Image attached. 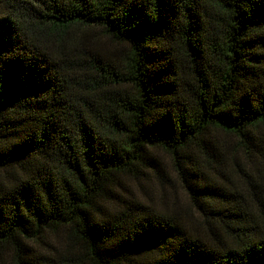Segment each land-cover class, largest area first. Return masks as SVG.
I'll return each instance as SVG.
<instances>
[{
	"label": "trees",
	"instance_id": "16d2710c",
	"mask_svg": "<svg viewBox=\"0 0 264 264\" xmlns=\"http://www.w3.org/2000/svg\"><path fill=\"white\" fill-rule=\"evenodd\" d=\"M0 264H264V0H0Z\"/></svg>",
	"mask_w": 264,
	"mask_h": 264
},
{
	"label": "rangeland",
	"instance_id": "374dc122",
	"mask_svg": "<svg viewBox=\"0 0 264 264\" xmlns=\"http://www.w3.org/2000/svg\"><path fill=\"white\" fill-rule=\"evenodd\" d=\"M173 198H174V200H175L176 202L178 201V199H180L181 203H185V202H186L185 197L180 196V194H178V193H174Z\"/></svg>",
	"mask_w": 264,
	"mask_h": 264
}]
</instances>
